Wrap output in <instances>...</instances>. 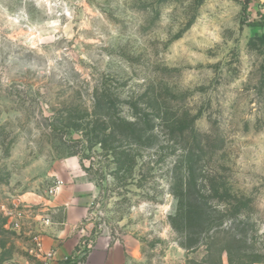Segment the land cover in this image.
<instances>
[{
  "label": "rangeland",
  "instance_id": "rangeland-1",
  "mask_svg": "<svg viewBox=\"0 0 264 264\" xmlns=\"http://www.w3.org/2000/svg\"><path fill=\"white\" fill-rule=\"evenodd\" d=\"M48 2L62 6L49 15L43 0H0V207L20 202L27 222L58 182L80 197L92 185L90 247L81 245L79 262L104 237L134 238L132 264L200 262L207 248L186 249L181 221L177 230L170 220L172 177L191 167L197 183L217 177L227 190L204 193L221 231L210 261L229 264L225 246L234 264H247L244 254L264 264V27L252 25L264 0ZM55 20L52 41L24 43ZM95 91L115 100L121 118L148 122L140 145L118 151L130 154L127 177L99 144L86 150L79 133L52 130L65 110L91 113ZM6 221L0 209V264L36 261L33 233Z\"/></svg>",
  "mask_w": 264,
  "mask_h": 264
},
{
  "label": "trees",
  "instance_id": "trees-1",
  "mask_svg": "<svg viewBox=\"0 0 264 264\" xmlns=\"http://www.w3.org/2000/svg\"><path fill=\"white\" fill-rule=\"evenodd\" d=\"M252 25L264 27V18L261 21L252 23ZM93 100L94 109L91 113L87 110L72 108L61 112L62 114H58L57 119L55 118L52 123V130L55 131L59 128L66 133H79L80 137L75 141L82 146L86 145V150H90L92 146L99 144L103 151L110 153L117 172L122 173L123 177H127L131 172L132 165L130 154L125 153V151H118L123 146L130 148L132 145H140V133H143V129L140 128L143 124H148V122L136 116L132 122L121 118L117 113H114L115 100H111L109 95L105 93L99 94L95 91ZM173 124L176 125L175 122ZM179 130L180 132H185L189 128L183 127ZM134 133L135 136L133 137ZM115 140H118L121 145L113 146ZM88 158V156L79 157L84 171L88 168L84 166L83 162L84 159ZM89 166H92V161L89 162ZM185 174L184 176L176 174L172 177L171 191L174 198L177 199V209L175 215L170 219L171 225L174 229L180 230L177 228L176 221H181L182 231L185 233L184 247L186 249L196 250L202 246L207 248V257L205 259L200 262L190 261L188 264H213L210 261V255L214 245H212L213 243L210 244V240L218 233H221V231L218 229L219 225H215L217 220L207 212L208 201L204 193L217 194L220 186L214 184L217 177L210 179L204 177L200 183H197L194 177V170L191 167L185 170ZM220 189L227 196V190L224 187ZM222 249L227 253L228 263L234 264L230 249L225 246ZM78 261L75 259L73 263L68 261L66 264H76ZM242 262L255 264L259 261L244 254Z\"/></svg>",
  "mask_w": 264,
  "mask_h": 264
},
{
  "label": "crops",
  "instance_id": "crops-1",
  "mask_svg": "<svg viewBox=\"0 0 264 264\" xmlns=\"http://www.w3.org/2000/svg\"><path fill=\"white\" fill-rule=\"evenodd\" d=\"M90 186V196L87 197L73 193L65 194L60 187L50 200H45L43 209L31 213L24 226V229H29V233H41V253L51 249L55 251V261L52 264H64L65 258H70L80 251L83 253L81 245L87 241L85 236L89 234L88 208L95 194L93 190L96 189L95 186ZM136 250L137 241L132 237H123L113 242L110 238H99L91 245L83 260L76 264H132ZM32 251L36 261L30 264H39L40 257L34 244ZM81 253L79 257L82 258Z\"/></svg>",
  "mask_w": 264,
  "mask_h": 264
},
{
  "label": "built area",
  "instance_id": "built-area-1",
  "mask_svg": "<svg viewBox=\"0 0 264 264\" xmlns=\"http://www.w3.org/2000/svg\"><path fill=\"white\" fill-rule=\"evenodd\" d=\"M60 185L61 182H58L55 186L50 187L49 195L51 196L54 195L60 188ZM0 209L3 216L6 217V219L8 220L6 221L7 225L10 226L11 229L14 231H21L23 226L26 224L25 219L27 217V212L25 211L23 205L20 202L17 203L11 202L10 207H7L6 205L2 204ZM33 240H34L35 249L37 251V255L40 257L39 264H52L53 261H55V251L51 249L47 252L41 253V247H42L41 233H34ZM82 246L84 245L82 244ZM85 246L90 247L89 245H85ZM80 253L81 251L70 258H65L63 260V263L66 264V262L68 261L69 263H73V260L80 259L79 257Z\"/></svg>",
  "mask_w": 264,
  "mask_h": 264
},
{
  "label": "clouds",
  "instance_id": "clouds-1",
  "mask_svg": "<svg viewBox=\"0 0 264 264\" xmlns=\"http://www.w3.org/2000/svg\"><path fill=\"white\" fill-rule=\"evenodd\" d=\"M42 6L49 9V15H50L51 14V11H50L51 8L61 7L62 5H59V4L53 5V4H50L48 2V0H43ZM63 7H65V12L63 14L71 17V12H69L67 10V6L64 5ZM168 11L171 12L172 9H168ZM58 26H59V20L45 21L44 25L41 26V30L37 31L34 28L30 29L29 34H28L26 40L24 41V43L33 49H38L39 45L44 44L46 42H50L53 39L54 33H52L50 35L49 32L46 31V29H57ZM67 28H68V25H65V30H67ZM32 33H35V34L33 35ZM201 35H203V33H201ZM212 39L218 41L219 37L218 36H212Z\"/></svg>",
  "mask_w": 264,
  "mask_h": 264
}]
</instances>
